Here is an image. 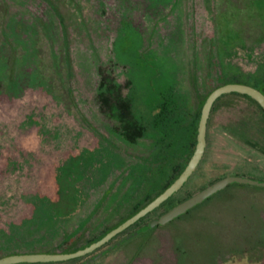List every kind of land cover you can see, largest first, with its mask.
Returning <instances> with one entry per match:
<instances>
[{"label":"rangeland","instance_id":"rangeland-1","mask_svg":"<svg viewBox=\"0 0 264 264\" xmlns=\"http://www.w3.org/2000/svg\"><path fill=\"white\" fill-rule=\"evenodd\" d=\"M252 1L0 0V256L69 248L56 246L54 222L43 221L57 215L42 214L41 204L36 214L31 210L28 200L36 192L31 170L50 164L60 143L70 145L87 129L88 88L97 83L99 67L128 81L133 112L144 120L162 99L184 102L188 94L199 103L222 82L250 80L253 65L241 58L245 52L229 57L223 43L235 38L238 46L264 51V14L251 8ZM214 105L218 110L206 128L199 162L168 198L172 204L216 178L264 181V155L228 129L230 107L250 110L252 105L233 93ZM32 150L42 153L38 161L25 159L22 151ZM96 162L100 166L90 169ZM120 166L111 155L85 152L79 168H69L75 183L71 194L85 196L88 187ZM206 199L88 264H202L201 249L205 253L208 244L212 264H264V241L256 243L260 237L245 221L246 213L264 212V187L232 181ZM89 237L80 236L77 243ZM87 257L59 263L77 264Z\"/></svg>","mask_w":264,"mask_h":264},{"label":"flooded vegetation","instance_id":"flooded-vegetation-1","mask_svg":"<svg viewBox=\"0 0 264 264\" xmlns=\"http://www.w3.org/2000/svg\"><path fill=\"white\" fill-rule=\"evenodd\" d=\"M261 1L264 2V0H255V2L253 0L251 8H258L259 12L264 14V9L260 6ZM262 17L264 18V15ZM230 40L234 41L235 38H230ZM231 54L230 57H237V54H239L237 45L235 51ZM250 63L252 64L251 61ZM255 69L253 65L252 73H254ZM97 77V83L92 84L88 88V97L91 98L92 104L88 107L89 121L85 118L87 129L84 131L81 129L80 134L73 136L70 139V145L65 143L62 145L60 143L59 148L54 149L50 164L34 165L31 170L34 178L33 184L36 188V192L28 200V203L32 206L31 210L36 214L40 210L37 204H41L43 206V210H40L43 211L42 214L47 211L49 214L57 215L56 217H44L43 221L47 223L54 222L55 230L53 231H56L54 237L59 236L60 238L56 246L59 248L62 246L69 247L60 249L64 251L55 252H68L83 247L82 245L102 234L106 229H111L144 206L158 193V189L165 187L173 180L183 164L185 165L187 162L195 145L196 128L202 103L192 101L188 94H186L184 102H178L172 98L162 99L152 108L147 120H144L142 116H136L133 112L131 101L128 98L129 90L126 79L123 77L115 78L113 74L106 73L102 67L97 70ZM261 92L264 94V90ZM233 94L238 95L239 93ZM239 96L245 98L252 105V109L230 107L231 109L227 112L230 117L228 129L240 141L254 147L253 140L257 137V134L264 137V132H260L261 125L264 123V111L259 105L263 112L257 107L255 104L257 102L252 98L244 94ZM216 100L217 98L209 109L205 131L212 113L218 110L215 109L214 105ZM81 140H84V142L80 143ZM85 152L87 154L101 152L103 158L111 155L120 162L121 166L112 168L111 172L105 174L104 179L95 187H88L85 196L75 197L71 194V191H74L75 183L72 182L73 174L69 168L75 166L78 169ZM22 153L25 159L30 162L38 161L40 159L39 156L42 154L40 152L35 153L34 150L31 152L22 151ZM31 156L35 157L36 160L30 159ZM90 166L89 168L91 169L99 167L100 164L98 166L96 162ZM218 180L220 179L216 178L207 186ZM90 184L91 182H89ZM195 194L183 200L191 198ZM208 196L197 203H202ZM168 198L113 236L106 243L83 255L89 257L77 264H83L100 251L104 249L110 250L147 229L150 230V228L153 229L165 224L173 218L187 213L197 204H193L164 223L154 222L176 204L183 201L172 204L167 201ZM162 206H164V210L159 215L150 218L146 223L140 224L141 220ZM245 215H247L245 221L252 225L251 230L256 231L260 237V240L256 243L263 242L264 212L252 213L251 216L247 213ZM72 217H75L74 222L66 229V225ZM29 220L31 219L24 221ZM85 235L90 237L86 238L81 244L77 243L80 236ZM118 235L123 236L111 242ZM209 247L210 244L206 247L207 253H204L205 248L201 249L203 252L200 253L204 255H202L203 259H201L202 256H199L202 264H212V256L208 252L211 250ZM177 251L175 250V252ZM188 252V250L181 251L184 257L189 258L191 254ZM11 253L28 252L16 251ZM59 262H17L12 264H61ZM181 264H183V261Z\"/></svg>","mask_w":264,"mask_h":264},{"label":"water","instance_id":"water-1","mask_svg":"<svg viewBox=\"0 0 264 264\" xmlns=\"http://www.w3.org/2000/svg\"><path fill=\"white\" fill-rule=\"evenodd\" d=\"M227 93L244 94L255 100L257 104L264 111V94L260 90H258L257 88L251 85L245 83H239V82H226L214 87L207 93L201 104L200 113L197 122V128H196V140L191 155L189 156L187 162L185 163L181 171L178 173V175L161 192L155 195L151 200H149L144 206L139 208L136 212H134L133 214H131L130 216H128L127 218L116 224L115 226H113L111 229H109L104 234H102L99 238L93 240L92 242L88 243L83 247L68 252H55V253L28 252V253L6 254L0 256V264H12L17 262L61 261V260H68L83 256L97 249L98 247L106 243L108 240H110L113 236L118 234L120 231H122L129 225L133 224L135 221H137L139 218H141L149 211L153 210L162 201H164L166 198L174 194L180 188V186L186 181V179L189 177L192 171L195 169L204 149L205 126H206V119L208 117L209 109L213 101L218 96ZM232 181L244 182V183H249L264 187V181L262 180H255L240 176H226L216 181L215 183L203 188L200 192H198L191 198L185 199L180 203L176 204L167 213L160 216L154 222H158L161 224L168 221L169 219L175 217L179 213H182L193 204L201 201L209 194L222 188L225 184ZM108 250L109 249H104L100 251L99 253L89 258L87 261H85L83 264L92 261L93 259L102 255L104 252Z\"/></svg>","mask_w":264,"mask_h":264},{"label":"trees","instance_id":"trees-1","mask_svg":"<svg viewBox=\"0 0 264 264\" xmlns=\"http://www.w3.org/2000/svg\"><path fill=\"white\" fill-rule=\"evenodd\" d=\"M260 3H261V5H260L261 8L264 9V2L261 1ZM223 47H224L223 50L225 51V53L230 57L232 55L231 53L235 51L236 44H235L234 41L228 39L227 41H225L223 43ZM237 47H238V53L239 54H241V51L245 52V53L241 54L242 55V59H244L245 61L248 60L249 62L251 61L256 69H255L254 73L251 74L250 80H246V81L245 80H229V81H226V82H242V83L249 84V85H251L253 87H256L260 91H263L264 90V51H262L261 49L260 50L256 49L254 47H252V49L251 48L247 49L245 47H241V46H238V45H237ZM247 52H250V53H247ZM226 82H222L220 84H223V83H226ZM238 95H240V94H238ZM221 96L222 95H220L219 97H221ZM219 97H217V99ZM204 98L200 101V104L203 102ZM255 104L262 111V109L258 106V104L257 103H255ZM263 115H264V112H263ZM260 132H264V123H263V125H261ZM253 141H254V147L257 150H259L262 154H264V137H262L260 134H257V137ZM183 166H184V164H183ZM183 166L181 167V169L183 168ZM181 169L176 173L175 177L178 175V173L181 171ZM165 187H163L161 189H158V193L161 192ZM157 194H155V195H157ZM106 231H108V229H106L102 234H104ZM102 234L94 237L92 240H90L86 244H88V243L92 242L93 240L99 238ZM86 244H84V245H86ZM84 245H82V246H84ZM60 251H64V250H60Z\"/></svg>","mask_w":264,"mask_h":264}]
</instances>
